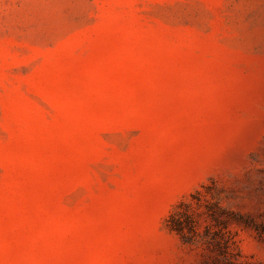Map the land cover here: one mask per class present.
I'll return each instance as SVG.
<instances>
[{"label":"rangeland","instance_id":"rangeland-1","mask_svg":"<svg viewBox=\"0 0 264 264\" xmlns=\"http://www.w3.org/2000/svg\"><path fill=\"white\" fill-rule=\"evenodd\" d=\"M0 264H264V0H0Z\"/></svg>","mask_w":264,"mask_h":264},{"label":"trees","instance_id":"trees-1","mask_svg":"<svg viewBox=\"0 0 264 264\" xmlns=\"http://www.w3.org/2000/svg\"><path fill=\"white\" fill-rule=\"evenodd\" d=\"M194 197L197 198V195H194ZM183 207H188L187 211L182 213L180 212V210H177L171 215L169 219L171 223V227L179 231H184L185 227L190 230H194L195 218L191 212V207L187 203L182 202L180 204V208H183ZM177 212H180L181 216L179 217L176 216Z\"/></svg>","mask_w":264,"mask_h":264}]
</instances>
